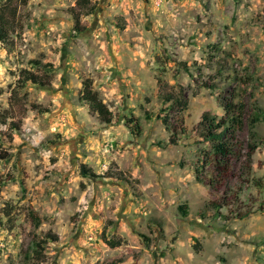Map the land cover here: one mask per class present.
Here are the masks:
<instances>
[{
	"label": "rangeland",
	"instance_id": "rangeland-1",
	"mask_svg": "<svg viewBox=\"0 0 264 264\" xmlns=\"http://www.w3.org/2000/svg\"><path fill=\"white\" fill-rule=\"evenodd\" d=\"M0 16V264H264V0ZM33 61L49 87L21 82Z\"/></svg>",
	"mask_w": 264,
	"mask_h": 264
},
{
	"label": "trees",
	"instance_id": "trees-1",
	"mask_svg": "<svg viewBox=\"0 0 264 264\" xmlns=\"http://www.w3.org/2000/svg\"><path fill=\"white\" fill-rule=\"evenodd\" d=\"M80 3L86 1V0H79ZM92 10V8H89V11ZM7 38V30L5 28V24L3 22V19L0 16V43L5 42ZM31 64L34 65V67L40 71L43 72V74H33L30 71H22L21 73V82L23 83H30L33 86L36 87H41V88H46L50 86L51 83V77L53 73V69L50 65L48 64H43L41 61H33ZM90 94V93H89ZM84 100L88 103L89 105V110L92 113H95L98 115V117L102 121H108V109L97 99H95L93 96L88 95V97H84ZM235 105L233 103L226 104L224 106V110L228 113H230L229 118H226L220 122V124H230L233 122L234 119V114L231 113L234 110ZM40 113H44L46 111H39ZM207 116V113L203 115V118L205 119ZM264 121V109L262 108H257L255 110V116L251 120L252 125L256 124L258 121ZM81 174L83 177L91 176L92 174L89 172V170L82 165L81 166ZM185 215V213L183 212ZM32 245L35 247V250L38 251L40 249L39 243L33 241Z\"/></svg>",
	"mask_w": 264,
	"mask_h": 264
}]
</instances>
